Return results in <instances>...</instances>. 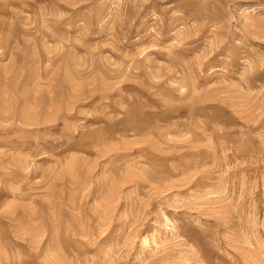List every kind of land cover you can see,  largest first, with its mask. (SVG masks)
<instances>
[{
	"label": "rangeland",
	"instance_id": "obj_1",
	"mask_svg": "<svg viewBox=\"0 0 264 264\" xmlns=\"http://www.w3.org/2000/svg\"><path fill=\"white\" fill-rule=\"evenodd\" d=\"M0 264H264V0H0Z\"/></svg>",
	"mask_w": 264,
	"mask_h": 264
}]
</instances>
